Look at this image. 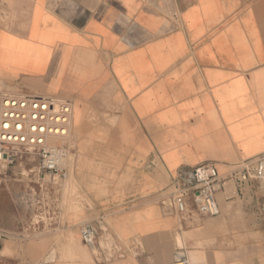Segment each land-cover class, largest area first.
<instances>
[{
  "label": "crops",
  "instance_id": "1",
  "mask_svg": "<svg viewBox=\"0 0 264 264\" xmlns=\"http://www.w3.org/2000/svg\"><path fill=\"white\" fill-rule=\"evenodd\" d=\"M0 89L72 106L49 220L0 264H264V188L227 178L264 153V0H0ZM207 161L219 214L181 216Z\"/></svg>",
  "mask_w": 264,
  "mask_h": 264
},
{
  "label": "built area",
  "instance_id": "2",
  "mask_svg": "<svg viewBox=\"0 0 264 264\" xmlns=\"http://www.w3.org/2000/svg\"><path fill=\"white\" fill-rule=\"evenodd\" d=\"M72 106L63 98L32 94H13L0 89V165H11L28 153L37 159L39 173L48 175L55 183L67 178L63 165L66 156L64 143L69 135ZM188 173H191L189 178ZM239 184L255 180L264 188V153L249 161L237 163L228 174ZM219 175L212 161L201 163L181 174L183 184L171 193L170 203L184 216L194 210L200 216H216L219 207L215 192L227 179ZM84 245L94 248L98 228L84 224L79 229ZM9 234L0 230V247ZM173 264H189L186 260Z\"/></svg>",
  "mask_w": 264,
  "mask_h": 264
},
{
  "label": "rangeland",
  "instance_id": "3",
  "mask_svg": "<svg viewBox=\"0 0 264 264\" xmlns=\"http://www.w3.org/2000/svg\"><path fill=\"white\" fill-rule=\"evenodd\" d=\"M11 165H0V230L48 222L51 201L61 182L38 172L34 155L18 151ZM67 162L64 158L63 165Z\"/></svg>",
  "mask_w": 264,
  "mask_h": 264
},
{
  "label": "water",
  "instance_id": "4",
  "mask_svg": "<svg viewBox=\"0 0 264 264\" xmlns=\"http://www.w3.org/2000/svg\"><path fill=\"white\" fill-rule=\"evenodd\" d=\"M189 178H191V173H188ZM179 261V260H178Z\"/></svg>",
  "mask_w": 264,
  "mask_h": 264
},
{
  "label": "bare ground",
  "instance_id": "5",
  "mask_svg": "<svg viewBox=\"0 0 264 264\" xmlns=\"http://www.w3.org/2000/svg\"><path fill=\"white\" fill-rule=\"evenodd\" d=\"M75 200V199H74ZM75 244V243H74ZM88 249V248H87Z\"/></svg>",
  "mask_w": 264,
  "mask_h": 264
}]
</instances>
